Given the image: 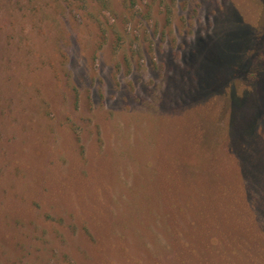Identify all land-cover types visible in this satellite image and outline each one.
Wrapping results in <instances>:
<instances>
[{
  "label": "rangeland",
  "instance_id": "374dc122",
  "mask_svg": "<svg viewBox=\"0 0 264 264\" xmlns=\"http://www.w3.org/2000/svg\"><path fill=\"white\" fill-rule=\"evenodd\" d=\"M260 105L264 0H0V264H264Z\"/></svg>",
  "mask_w": 264,
  "mask_h": 264
},
{
  "label": "trees",
  "instance_id": "16d2710c",
  "mask_svg": "<svg viewBox=\"0 0 264 264\" xmlns=\"http://www.w3.org/2000/svg\"><path fill=\"white\" fill-rule=\"evenodd\" d=\"M97 1L102 2V0H97ZM247 63H248V60L244 59V61H240L236 64H233L231 69H233L235 71L240 70L242 72V74L248 75V77L253 78V80L258 79L263 72V68L261 70L259 65L252 67V66L248 65ZM245 95H247V94L245 93L242 96L238 97L236 94H235V96L233 94L234 97H233L232 101H234V103L237 104V106H243V105H245V103H247V100L245 99L246 98ZM260 107L262 109H264L263 105H260ZM228 120L229 119L227 116L223 117L221 115L220 121L221 122L224 121V123L222 124L221 128H219V134L217 133V136H216L217 140L215 142H217V143H215V144H217V145L218 144L220 145L222 143V137H224L225 134H227V132L229 130ZM244 131L249 132V129H245ZM188 139H189V136H188ZM254 143L255 144L257 143V140L255 138H254ZM204 146H206V144H204ZM190 148H191V150H190ZM188 152L192 155L193 158H191L189 156L190 155L189 154L186 157L187 159L185 158L186 160H184V158L182 156L183 154L180 155V153L179 152L178 153L181 156V159L184 162V164H188V165L191 164L193 166L192 168L197 169L198 173H200L201 170L199 172L198 167L201 166V163H204V162L208 163V160H209L208 159L209 156L208 157L206 156V153H207L206 149L202 146H197V144H196V147H194L192 142H190ZM176 153H177V150H176V152H173V154H171V156L175 155ZM178 153H177V155H178ZM244 154H245V156H243V157H244L245 161L243 160L242 163H244V165H246V162H250L252 164L251 165L252 169H251V167L247 168V170L249 171L248 172L249 177H247V180H248L249 188L253 191L254 187H255V185H254L255 180L261 179V181L264 182V172H263L264 171V156H263L262 152H258V151L253 152L251 155H249L250 153H247V152H244ZM150 166H151V164H150ZM155 172L156 171L154 170V174L157 175V172L156 173ZM234 176H235L234 179L239 180V177L236 173H234ZM167 178H168L167 184L164 183V186L162 184V187L166 188V190H167V192H165V196L162 193L161 186H160L157 178L152 179V181L151 180L145 181L144 182L145 185L140 184V187L147 190V192L143 193V195H144V200L148 204V207L146 208V213L148 214V216L155 215L156 209H158V207L162 206V199L164 200L165 197H167L169 194L176 196L175 201H179L182 199L183 193L171 192V190H172L171 187H172V182H173V180L171 179L172 178V171H170ZM240 186H241V181H240ZM238 187H239V185L236 186V189ZM229 190L233 191L234 187H231V189H229ZM185 192L187 193L188 191H185ZM189 194L191 195L190 198L194 197V200H191L190 202H186V206L189 207L190 209L191 208H196V209L201 208L202 206H204L203 202L207 205V207L209 209H214V208H217V206H218V202L215 198V195L211 194L210 190H209V192H200L199 190H195V191H191ZM196 196H199V198L197 200H196ZM197 201H199V203H200L199 207H198ZM210 202L212 203V205ZM180 207L181 206H179L178 208H180ZM212 213H214V212H212ZM216 235H219V233H216ZM221 237H222V240L226 242L225 244L227 246H229V248L234 252L235 251V244H234L233 239H230L231 235L229 234V236L225 237L222 234ZM205 240L213 243L217 239L215 238V235H209L208 238H205ZM262 245H263V243H262ZM226 259H224V262H226L225 261ZM223 264H225V263H223ZM228 264H231V263H228Z\"/></svg>",
  "mask_w": 264,
  "mask_h": 264
}]
</instances>
